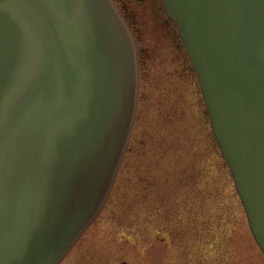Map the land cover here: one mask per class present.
Listing matches in <instances>:
<instances>
[{"label":"water","instance_id":"1","mask_svg":"<svg viewBox=\"0 0 264 264\" xmlns=\"http://www.w3.org/2000/svg\"><path fill=\"white\" fill-rule=\"evenodd\" d=\"M163 3L264 252V0ZM138 97L113 0H0V264L63 260L111 194Z\"/></svg>","mask_w":264,"mask_h":264},{"label":"rangeland","instance_id":"2","mask_svg":"<svg viewBox=\"0 0 264 264\" xmlns=\"http://www.w3.org/2000/svg\"><path fill=\"white\" fill-rule=\"evenodd\" d=\"M153 2L156 8L161 11V0ZM134 10L135 12L132 14H134L139 25V32L143 36V41L140 43L137 41L138 50L141 51L142 48L140 67L143 66L144 69L141 72L145 68L150 69L152 74L148 78L153 80L155 77L161 76V67L172 69L177 66V63L173 64L169 61L162 63L169 51H162L160 44H156L152 39L149 40L147 27H150L155 21L153 15L155 16L157 11ZM186 84L189 87L188 93H186V102L190 107L189 115L192 116L193 111L196 114V108L199 109L198 113H202L206 106L197 76L191 74ZM177 94L178 91H174L169 95L171 96L169 98L175 100ZM147 95L149 102L145 103L143 98L142 101L139 99L132 135L134 140L138 138L141 124L144 121L153 122L161 116V111L157 106V102L161 103V87H157V89L149 87L145 84V80H142L140 97ZM207 119L209 121L208 128L211 129L210 119ZM194 132L198 134L199 130L193 128L191 133L190 127V133L193 135ZM212 145L213 147L206 143L203 150L196 148L198 151H204L205 156L208 155L201 160L203 164L202 181L197 184L196 188L200 186V189L213 194V198L211 199V196H203L202 199L192 198L189 204L182 202L181 205L185 216L186 214L191 215V211L202 218L197 233H195V235L201 236V239H196L199 248L189 249L186 247L185 249L182 243L177 245L169 236L166 239L161 238L158 225L153 223L149 217L145 218L144 206L139 200L129 205L130 208L133 206L134 213L119 215L122 207L120 201L124 197L113 192L98 218L87 228L61 264H92L93 260H100L102 264H120L123 260L128 264H264V252L250 230L247 215L237 193L229 165L219 144L216 148L214 144ZM159 170L161 174V169ZM125 172L133 176L132 169L122 168L119 172L121 179L123 178L121 174L124 176ZM183 196L181 194L177 198L182 199ZM222 213L221 219H215L214 223L212 220L210 223L213 214H217L218 217ZM129 221H132V226L127 228L126 223ZM137 224L141 226L138 228ZM207 224L212 227L211 233L207 231L209 228Z\"/></svg>","mask_w":264,"mask_h":264},{"label":"trees","instance_id":"3","mask_svg":"<svg viewBox=\"0 0 264 264\" xmlns=\"http://www.w3.org/2000/svg\"><path fill=\"white\" fill-rule=\"evenodd\" d=\"M153 17L155 21L147 27L149 40L152 39L156 44H160L162 51H169L162 63L169 61L173 64L177 63V66L172 69L161 67V76L153 80L148 78L152 74L150 69L145 68L141 72V81L145 80L147 86L155 89L161 87V103L157 102L161 116L153 122L144 121L141 124L138 138L134 140L133 136L122 164V168L133 170V176L126 172L124 176L121 174L123 178L119 176L113 192L124 197L120 201L122 207L119 215L134 213L133 206L130 208L129 205L139 200L144 206L145 218L149 217L153 223L158 225L161 238L166 239L169 236L177 245L182 243L185 249L186 247L197 249L199 245L196 239H201V236L195 233H197L202 218L191 211V215L186 214L185 216L181 205L182 202L189 204L192 198L202 199L203 196L213 198V194L200 189V186L196 188L197 184L202 181L203 164L201 160L208 156L207 154L205 156L204 151H198L196 148L203 150L206 143L212 147L214 144L216 148L218 144L211 129L208 128L206 109L198 113L199 109L196 108V114L193 111L192 116L189 115L190 107L186 102L189 87L186 81L191 74L195 73L187 53L178 41L173 25L161 18L159 10ZM138 26L136 20L134 32L140 43L143 41V36ZM140 52L142 55V48ZM142 69H144L143 66ZM174 91H178V100L169 98ZM142 98L145 103L149 102L148 95L140 97L141 101ZM190 127L191 133L193 128L199 130V133L194 132L192 135ZM159 169H161V174ZM181 194L184 195L183 198L178 199L177 196ZM202 207H204L203 204ZM216 215H212L210 223L212 220L214 223L215 219H221L223 213L218 217ZM131 224L132 221L126 223L127 228L132 226ZM139 226L141 225L137 224L138 228ZM207 226L209 227L207 231L211 233L212 227L208 224Z\"/></svg>","mask_w":264,"mask_h":264},{"label":"flooded vegetation","instance_id":"4","mask_svg":"<svg viewBox=\"0 0 264 264\" xmlns=\"http://www.w3.org/2000/svg\"><path fill=\"white\" fill-rule=\"evenodd\" d=\"M154 1V0H153ZM152 0H115L119 9L130 22H134V9H141L143 11H149L155 9V4ZM139 11V10H137ZM92 264H102L100 260H93Z\"/></svg>","mask_w":264,"mask_h":264}]
</instances>
